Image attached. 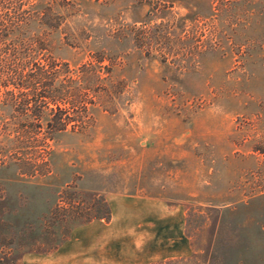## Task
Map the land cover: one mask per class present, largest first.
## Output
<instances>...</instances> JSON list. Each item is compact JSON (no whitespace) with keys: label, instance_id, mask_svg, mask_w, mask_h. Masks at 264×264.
<instances>
[{"label":"rangeland","instance_id":"1","mask_svg":"<svg viewBox=\"0 0 264 264\" xmlns=\"http://www.w3.org/2000/svg\"><path fill=\"white\" fill-rule=\"evenodd\" d=\"M19 2L39 15L40 56L104 68L92 118L54 135L48 166L37 147L21 153L17 114L0 104V264L49 256L88 224L62 240L57 206L94 194L115 212L94 230L133 259L264 264V0Z\"/></svg>","mask_w":264,"mask_h":264},{"label":"trees","instance_id":"2","mask_svg":"<svg viewBox=\"0 0 264 264\" xmlns=\"http://www.w3.org/2000/svg\"><path fill=\"white\" fill-rule=\"evenodd\" d=\"M8 1L14 2V8L5 11L3 8L7 0H0V87L7 88L2 93L6 98L0 100V104L10 105L12 114H17L21 153L25 154L26 147L28 150L37 147L41 149L36 151L42 161L39 164L48 166L49 141L54 135L68 130L70 125L73 131L84 129L88 124L86 118H92L91 115L89 117V106L97 103L95 96L102 90L100 81L103 79L104 67L100 63L104 58L72 68L69 62L52 56H40L39 51L47 49L49 43L45 37L32 32L31 26L39 20V15L24 10L19 0ZM53 20L49 12L40 23L53 28ZM11 84L15 88L8 89ZM29 118L33 122H29ZM44 127L46 130L43 133ZM6 131L10 132V129ZM1 156L0 161L4 162L6 155ZM19 160L23 166L25 164L36 169L37 164L29 160L25 162L24 156ZM68 192L65 191V194ZM76 197L73 193V198ZM54 213L61 216V223L66 226L62 240L70 234L69 225L73 222L84 224L95 219L108 221L113 215L110 203L101 194H94L89 201L79 199L68 202V205H58ZM58 246H51L47 251L51 252ZM191 257H196V253ZM186 259L189 258L165 259L152 264H172Z\"/></svg>","mask_w":264,"mask_h":264},{"label":"crops","instance_id":"3","mask_svg":"<svg viewBox=\"0 0 264 264\" xmlns=\"http://www.w3.org/2000/svg\"><path fill=\"white\" fill-rule=\"evenodd\" d=\"M114 213L113 210V219ZM100 220L77 228L72 237L49 256L27 258L23 264H151L154 260L162 258L152 252L138 249L133 259V255L123 254L119 249L107 248L106 232L94 230L102 224ZM144 236L143 232L134 233V239L138 242L143 240ZM168 258L170 257L164 259Z\"/></svg>","mask_w":264,"mask_h":264}]
</instances>
